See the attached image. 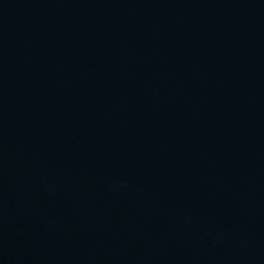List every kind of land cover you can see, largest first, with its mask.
<instances>
[{"label":"water","instance_id":"95a60500","mask_svg":"<svg viewBox=\"0 0 264 264\" xmlns=\"http://www.w3.org/2000/svg\"><path fill=\"white\" fill-rule=\"evenodd\" d=\"M0 264H264V0H0Z\"/></svg>","mask_w":264,"mask_h":264}]
</instances>
